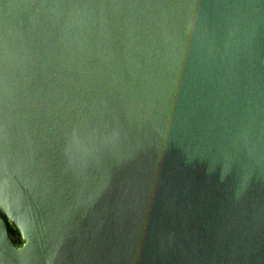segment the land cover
Returning a JSON list of instances; mask_svg holds the SVG:
<instances>
[{
  "label": "water",
  "instance_id": "1",
  "mask_svg": "<svg viewBox=\"0 0 264 264\" xmlns=\"http://www.w3.org/2000/svg\"><path fill=\"white\" fill-rule=\"evenodd\" d=\"M0 264H264V0H0Z\"/></svg>",
  "mask_w": 264,
  "mask_h": 264
},
{
  "label": "rangeland",
  "instance_id": "2",
  "mask_svg": "<svg viewBox=\"0 0 264 264\" xmlns=\"http://www.w3.org/2000/svg\"><path fill=\"white\" fill-rule=\"evenodd\" d=\"M10 226L14 229V232L12 233V235H13V237H15V239H16L15 243H17V244L21 243V242H22V239H21L20 236L18 235L16 229H15L12 225H10Z\"/></svg>",
  "mask_w": 264,
  "mask_h": 264
},
{
  "label": "trees",
  "instance_id": "3",
  "mask_svg": "<svg viewBox=\"0 0 264 264\" xmlns=\"http://www.w3.org/2000/svg\"><path fill=\"white\" fill-rule=\"evenodd\" d=\"M8 231H9V234L11 236V238L13 239V241L15 242L16 239L15 237H13L12 233L14 232V229L10 226V224H8Z\"/></svg>",
  "mask_w": 264,
  "mask_h": 264
}]
</instances>
